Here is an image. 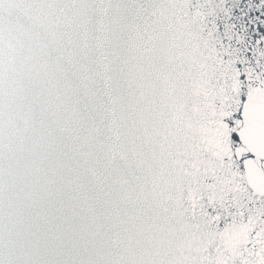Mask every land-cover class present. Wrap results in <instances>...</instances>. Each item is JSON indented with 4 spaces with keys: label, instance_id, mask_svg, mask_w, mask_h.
<instances>
[{
    "label": "snow or ice",
    "instance_id": "6c2138e0",
    "mask_svg": "<svg viewBox=\"0 0 264 264\" xmlns=\"http://www.w3.org/2000/svg\"><path fill=\"white\" fill-rule=\"evenodd\" d=\"M0 264H264V0H0Z\"/></svg>",
    "mask_w": 264,
    "mask_h": 264
}]
</instances>
